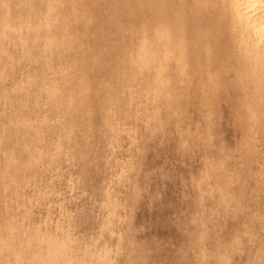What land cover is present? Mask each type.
<instances>
[{
    "label": "rangeland",
    "instance_id": "1",
    "mask_svg": "<svg viewBox=\"0 0 264 264\" xmlns=\"http://www.w3.org/2000/svg\"><path fill=\"white\" fill-rule=\"evenodd\" d=\"M191 6L0 0V264H264V66Z\"/></svg>",
    "mask_w": 264,
    "mask_h": 264
},
{
    "label": "bare ground",
    "instance_id": "2",
    "mask_svg": "<svg viewBox=\"0 0 264 264\" xmlns=\"http://www.w3.org/2000/svg\"><path fill=\"white\" fill-rule=\"evenodd\" d=\"M30 4V3H29ZM191 34L197 36L212 28L232 23L237 50L246 59L243 68L264 66V0H191ZM176 5V4H175ZM32 6V5H31ZM65 6V5H64ZM10 7V6H9ZM20 8V7H19ZM61 8V7H60ZM148 9V8H147ZM205 9H209L205 11ZM68 10V9H67ZM172 10V9H171ZM8 12V11H7ZM167 12V11H166ZM96 13V12H95ZM201 13V14H200ZM56 14V13H55ZM50 15H52L50 13ZM61 15V14H60ZM40 16V15H39ZM43 16V14H42ZM53 17V16H52ZM63 17V16H62ZM46 18V17H45ZM50 18V17H49ZM155 19V18H154ZM171 19V18H170ZM65 20V19H64ZM46 21V20H45ZM40 22V21H39ZM42 22V20H41ZM48 22V20H47ZM51 22V18H50ZM53 22V21H52ZM36 23V22H35ZM26 24V23H25ZM37 25L38 22L36 23ZM41 24V23H40ZM45 24H47L45 22ZM34 25V24H33ZM49 25V24H48ZM156 25V24H155ZM160 25V24H159ZM170 25V24H169ZM47 26V25H45ZM171 26V25H170ZM162 27V26H161ZM212 27V28H211ZM67 28V27H66ZM159 28V27H158ZM50 30V28H49ZM163 30V29H162ZM166 30V29H165ZM74 31V30H73ZM196 31H198L196 33ZM33 32V31H32ZM37 32V31H36ZM50 32V31H49ZM48 32V33H49ZM35 34V33H34ZM170 34V33H169ZM167 39V37H165ZM200 38V37H199ZM64 39V38H63ZM177 39V38H176ZM232 39V38H231ZM165 41V40H164ZM235 41V40H234ZM157 42V41H156ZM170 43V42H169ZM174 43H176L174 41ZM173 43V44H174ZM168 44V43H167ZM172 44V45H173ZM210 44V43H209ZM232 44V43H230ZM63 45V44H62ZM160 45V44H159ZM176 45H178L176 43ZM180 45V44H179ZM208 45V44H207ZM174 46V45H173ZM211 46V45H210ZM158 47V45H157ZM172 47V46H171ZM170 47V48H171ZM175 47V46H174ZM178 47V46H176ZM175 47V48H176ZM191 47L194 48L192 45ZM152 48V47H151ZM154 48V47H153ZM159 49L160 46L158 47ZM169 48V46H168ZM221 48V46H220ZM224 48V47H223ZM211 49V48H210ZM177 50V49H176ZM231 50V49H230ZM154 51V50H153ZM234 51V49H233ZM148 52V51H147ZM158 52V51H157ZM136 53V52H135ZM150 53V52H149ZM154 53V52H153ZM167 53V52H166ZM175 53V52H174ZM178 53V52H177ZM176 53V54H177ZM234 53V52H233ZM163 54V53H162ZM230 54V53H228ZM236 54V53H235ZM151 56V55H150ZM212 56V55H211ZM226 56V55H225ZM237 56V55H236ZM243 56V57H244ZM159 57V53L158 56ZM161 57V56H160ZM254 58L252 60L251 58ZM155 59V58H154ZM153 59V60H154ZM151 60V59H150ZM158 60V59H157ZM235 61V60H234ZM154 62V61H152ZM135 63V62H134ZM149 64V63H148ZM232 65V64H231ZM210 66V65H209ZM234 67V66H233ZM145 68V67H144ZM255 70V69H253ZM246 71V70H245ZM251 71V70H250ZM261 71V70H260ZM257 73V72H256ZM243 74V73H242ZM241 74V75H242ZM260 74V73H259ZM147 75V74H146ZM244 75V74H243ZM252 75V74H251ZM240 76V75H239ZM255 76V75H254ZM231 78V77H229ZM235 78V77H234ZM245 78V77H244ZM260 78V76H259ZM148 79V78H147ZM258 79V78H257ZM237 80V79H236ZM255 80V79H254ZM262 80V78L260 79ZM144 81V80H143ZM241 81V80H240ZM264 81V80H263ZM230 83V82H229ZM245 83V82H244ZM142 84V83H141ZM252 84V83H251ZM256 84V83H255ZM244 85V84H243ZM249 85V84H248ZM51 86V85H50ZM243 87V86H242ZM259 89V88H257ZM159 90V89H158ZM258 91V90H257ZM258 93V92H257ZM262 98V97H261ZM12 99V98H11ZM9 100V99H8ZM254 106V104H253ZM252 115V114H251ZM253 117V116H252ZM251 117V118H252ZM116 121V120H115ZM252 124V123H251ZM254 125V124H253ZM252 128V127H250ZM256 129V127H254ZM249 129V127H248ZM7 169V168H6ZM14 176V175H13ZM24 208V207H23ZM29 226V225H28ZM23 227V226H21ZM20 227V228H21ZM19 232V231H18ZM17 233V232H16ZM22 233V232H21ZM21 236V235H20ZM19 236V237H20ZM21 248V246H20ZM3 252V251H2ZM5 253V252H4ZM11 254V253H10ZM2 262V261H1ZM12 263V262H11Z\"/></svg>",
    "mask_w": 264,
    "mask_h": 264
}]
</instances>
